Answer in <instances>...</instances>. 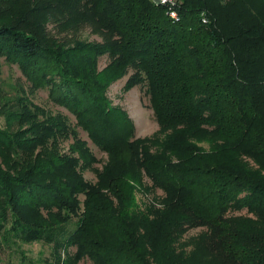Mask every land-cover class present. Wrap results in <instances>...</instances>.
Here are the masks:
<instances>
[{
    "label": "trees",
    "instance_id": "1",
    "mask_svg": "<svg viewBox=\"0 0 264 264\" xmlns=\"http://www.w3.org/2000/svg\"><path fill=\"white\" fill-rule=\"evenodd\" d=\"M84 28L101 41L77 40ZM0 58L108 156L86 181L95 158L66 118L0 89V252L46 241L75 248L56 264H264V0H0ZM124 77L148 96L151 138L105 95Z\"/></svg>",
    "mask_w": 264,
    "mask_h": 264
},
{
    "label": "rangeland",
    "instance_id": "2",
    "mask_svg": "<svg viewBox=\"0 0 264 264\" xmlns=\"http://www.w3.org/2000/svg\"><path fill=\"white\" fill-rule=\"evenodd\" d=\"M21 8V5L18 6ZM48 30L54 32L51 25H48ZM77 40L87 42H100V38L93 34L89 28L82 29L77 34ZM108 63L106 56L99 58L97 71L101 72ZM126 77L112 83L108 86L105 95L111 101L113 107H118L127 113V116L134 124V138H151L158 131V125L149 105L148 96L145 95L144 89L137 86L128 91L123 90V85ZM0 89L4 96H6L11 103L17 101L18 98H25L33 105L40 107L45 112L52 115H62L66 118L71 129H76L78 138L85 142L95 161L90 167L82 169L83 178L88 182L96 181V170H101L102 166L107 162L108 156L105 152L98 149L90 139L86 132L76 125L75 117L64 108L54 104L48 97V89L40 88L34 89L31 84L22 76L19 69L12 64H8L3 58H0ZM10 103V104H11ZM5 122L0 116V127H4ZM75 138H67L60 141L59 151L62 154H69L70 147L74 143ZM201 148L208 150L209 144L205 141L197 143ZM145 185L149 186L150 182L143 178ZM136 200L143 208L144 204L163 196L158 189L151 192H137ZM80 199H82L80 197ZM245 214L244 211L235 212V214ZM77 218L73 217L64 225V233L58 235L57 239L60 241L61 237H67L75 229ZM202 229H189L183 234L181 241H187L190 237L196 236ZM74 247H62L57 249L54 242L39 241L31 244L22 243L18 241L16 244L9 246H2L0 252V264H56L57 259L60 260L71 257L74 253ZM77 264H93L89 259L84 258L78 261Z\"/></svg>",
    "mask_w": 264,
    "mask_h": 264
},
{
    "label": "built area",
    "instance_id": "3",
    "mask_svg": "<svg viewBox=\"0 0 264 264\" xmlns=\"http://www.w3.org/2000/svg\"><path fill=\"white\" fill-rule=\"evenodd\" d=\"M156 4H167V3H172V0H156L155 2ZM170 17L175 19L176 18V13L174 11H170L169 13ZM202 21L205 23L206 22V19L205 17L202 15Z\"/></svg>",
    "mask_w": 264,
    "mask_h": 264
},
{
    "label": "water",
    "instance_id": "4",
    "mask_svg": "<svg viewBox=\"0 0 264 264\" xmlns=\"http://www.w3.org/2000/svg\"><path fill=\"white\" fill-rule=\"evenodd\" d=\"M153 1H155V2H156V0H153Z\"/></svg>",
    "mask_w": 264,
    "mask_h": 264
}]
</instances>
